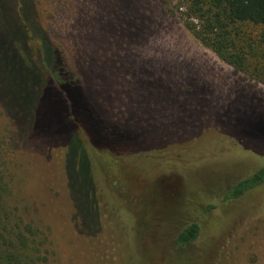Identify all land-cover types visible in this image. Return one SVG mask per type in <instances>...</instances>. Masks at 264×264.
<instances>
[{
    "label": "trees",
    "instance_id": "trees-1",
    "mask_svg": "<svg viewBox=\"0 0 264 264\" xmlns=\"http://www.w3.org/2000/svg\"><path fill=\"white\" fill-rule=\"evenodd\" d=\"M130 2L136 5L138 1ZM18 3L15 12L19 26L12 38L3 32L8 42L0 40V87L51 156L58 179H65L75 221L93 243L100 234L108 241L113 232L121 237L129 233L133 238L121 252L111 246L102 262L237 264L246 234L264 214V168L233 184L223 196L218 183L204 182L198 170L218 156L221 136L251 148L264 143V125L255 124L235 133L224 129L221 136L199 135L192 140L180 134L175 118L161 124L160 109L154 108L149 116L145 110V115L138 113L132 118L103 109L98 106L101 102L95 104L89 98L63 49L37 22L28 0ZM177 12L186 30L202 46L237 73L264 84V0H179ZM82 42L88 45L91 41L84 38ZM169 83L177 84L183 96L192 90L180 80ZM134 101L124 102L121 113ZM163 107L168 111V106ZM166 110L162 111L167 114ZM107 158L134 160L128 171L113 162L120 182L116 185L105 172ZM11 162L9 138L0 133V264H50L49 233L27 220L15 200L16 176ZM152 175L179 177L185 189L179 200L180 213L175 217L182 216L181 224L175 230L160 225L156 230L160 243L149 248L143 240L151 235L157 221L146 207L155 208L150 200L141 198L137 187L142 184L139 178L147 176L143 179L160 189L159 180L148 178ZM130 178L133 183L135 178L137 187ZM258 197L253 208L244 209L243 218L238 219L231 211L237 205L234 203L254 202ZM118 222L124 226L119 231Z\"/></svg>",
    "mask_w": 264,
    "mask_h": 264
},
{
    "label": "rangeland",
    "instance_id": "rangeland-1",
    "mask_svg": "<svg viewBox=\"0 0 264 264\" xmlns=\"http://www.w3.org/2000/svg\"><path fill=\"white\" fill-rule=\"evenodd\" d=\"M18 1L0 0V40L4 42L19 26L15 12ZM130 1L28 0V4L50 39L63 49L72 73L89 98L95 104L101 102L99 107L131 118L138 113L145 115L146 111L149 116L154 108L160 109L161 124L167 125L175 118L180 134L192 140L199 135L221 136L224 129L235 133L255 124L264 125V84L237 73L202 46L176 15L179 0H137L136 5ZM84 38L91 42L84 45ZM174 80L192 90L183 96L177 84L169 83ZM132 98L135 101L129 110L126 107L121 113L123 103ZM163 105L168 106V111ZM0 133L11 144L15 200L27 220L49 233L50 264H104L102 259L111 246L115 252L129 247L133 241L129 233L121 237L113 232L109 242L100 234L93 243L78 225L65 179H58L51 156L18 116L4 87H0ZM221 138L218 156L210 158L198 171L204 182H217L223 196L233 184L264 168V143L244 148ZM105 160V172L115 185L120 183L118 167L124 165L128 171L134 164L132 158ZM115 161L118 167L113 165ZM143 178L147 176L138 181L143 188L135 185V178V184L130 179L141 190V198L150 200L156 209L146 207L157 223L143 240L144 245L153 248L160 243L156 231L160 225L175 230L181 224L182 216L175 217L180 213L179 200L185 185L176 176H148L159 180V189ZM261 193L264 196V190ZM260 197L254 202H236L231 211L237 213L238 219L243 218L244 209L253 208ZM117 227L118 231L124 228L120 222ZM241 246L237 264H264V214Z\"/></svg>",
    "mask_w": 264,
    "mask_h": 264
}]
</instances>
